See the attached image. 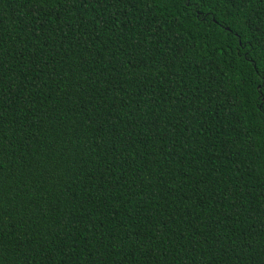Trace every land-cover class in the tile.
Here are the masks:
<instances>
[{
    "label": "trees",
    "instance_id": "obj_1",
    "mask_svg": "<svg viewBox=\"0 0 264 264\" xmlns=\"http://www.w3.org/2000/svg\"><path fill=\"white\" fill-rule=\"evenodd\" d=\"M0 264H264V0H0Z\"/></svg>",
    "mask_w": 264,
    "mask_h": 264
}]
</instances>
